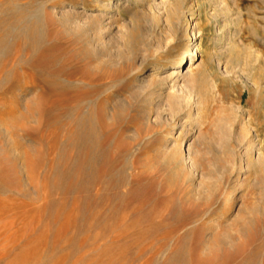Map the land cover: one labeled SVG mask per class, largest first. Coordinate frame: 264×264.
<instances>
[{
	"label": "rangeland",
	"instance_id": "rangeland-1",
	"mask_svg": "<svg viewBox=\"0 0 264 264\" xmlns=\"http://www.w3.org/2000/svg\"><path fill=\"white\" fill-rule=\"evenodd\" d=\"M93 1L0 0V264H264V0H168L200 35L192 103L211 142L193 169L166 160L163 88H141L178 42L145 52L134 0L115 13L135 41L99 35ZM184 118L173 136L192 139Z\"/></svg>",
	"mask_w": 264,
	"mask_h": 264
},
{
	"label": "bare ground",
	"instance_id": "bare-ground-1",
	"mask_svg": "<svg viewBox=\"0 0 264 264\" xmlns=\"http://www.w3.org/2000/svg\"><path fill=\"white\" fill-rule=\"evenodd\" d=\"M126 1L122 3V8L125 6ZM119 2L120 0H94L92 4L96 6V8L98 7L99 10L96 16H93V18L91 17L93 19V21L91 19V22L98 31L99 35L103 34V30H109L112 26H116L115 28L117 34L122 36L127 34L126 43L131 44L135 41L138 34L137 27L130 30V33H127L126 27L123 26V24L120 26L116 25L120 23V18L117 16L118 14L115 13V6H120L121 4ZM134 2V4L138 5L139 9H142V11H140L141 13L145 12L147 18L146 20L149 26V35L146 39L147 41L145 40L146 44H144L145 52L153 55H158L165 51L172 52L175 51V49L169 48L168 43L178 42L176 56L168 62L166 68L164 70H162V66L154 68V71L157 73L165 74L168 72V74L166 73L162 77L156 76L155 78H152V80L143 85L141 88H149V90L153 88L151 92L154 95H157L158 89L163 88L164 95L162 96L163 93H161V95L158 94L157 96L160 97V99H162L169 108L168 114L170 116V120L167 124L168 130L163 133L162 143L165 151L167 152L166 160L172 163H186L190 169L196 168L198 165L196 159L198 158L197 156L203 149H207V145L210 144L211 141L206 134L200 131L203 124L199 117L203 114L205 103L203 105L198 99L195 103H192V68L197 60L198 52L200 50V35L193 22L194 12L191 8H187L183 11L179 4H169L168 0H134ZM131 18V22H133L132 24L135 25L137 22L142 20L141 17H137L134 13ZM223 46H227V43L224 42ZM181 80H184L183 84L180 83ZM154 87H157L156 90ZM180 115L186 117L183 121L184 124L188 122L190 117L193 118L192 120L195 123V129L193 132L194 137L192 139H187L186 137L181 136V130L176 138L173 136V132L176 130L177 125L179 124L178 126H180V123L177 121V118H179ZM236 141L238 144L242 143L240 139ZM167 143H169V147L166 146ZM224 149L225 147L223 148V151H225ZM245 161L246 157L238 156V172L242 170V165ZM262 161L263 159L260 154L254 158V162ZM241 179L242 177L238 176L237 179H234L231 182L232 186L225 200L224 209L219 211L214 219H218L219 217L226 215V213H228L231 209L234 199H236L243 189H245V181H242Z\"/></svg>",
	"mask_w": 264,
	"mask_h": 264
}]
</instances>
